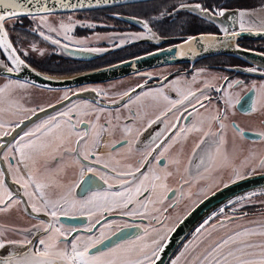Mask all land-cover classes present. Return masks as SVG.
I'll use <instances>...</instances> for the list:
<instances>
[{"label":"snow or ice","instance_id":"snow-or-ice-1","mask_svg":"<svg viewBox=\"0 0 264 264\" xmlns=\"http://www.w3.org/2000/svg\"><path fill=\"white\" fill-rule=\"evenodd\" d=\"M101 8L141 30L96 32L110 26L91 19ZM112 8L110 0H0V214L22 210L36 221L27 227L0 222V264H264V215L248 219L244 210L264 205L255 199L264 188L206 212L192 239L166 252L173 233L206 200L249 178L264 180V150L245 147L250 136L253 145L264 146V59L230 66L258 75L250 83L193 66L190 79L188 69L178 70L167 85L145 91L136 84L114 94L99 87L48 88L28 78L57 79L33 66L49 52L41 42L63 56L109 50L91 46L95 38L117 48L150 43L157 50L148 57L195 60L224 50L238 58L253 51L242 47L244 34L264 38V19L227 0H177L144 17ZM180 13L186 15L174 33L163 22L170 18L175 25ZM194 22L200 28L187 32ZM77 27L93 35L77 37ZM254 55L264 58V52ZM136 88L141 91L132 95ZM35 92L58 94L34 101ZM84 92L95 97L80 98ZM149 110L154 116L145 123ZM236 111L258 116L259 127H242L232 119ZM157 123L158 130L141 140ZM174 178L176 187L169 183Z\"/></svg>","mask_w":264,"mask_h":264},{"label":"flooded vegetation","instance_id":"flooded-vegetation-1","mask_svg":"<svg viewBox=\"0 0 264 264\" xmlns=\"http://www.w3.org/2000/svg\"><path fill=\"white\" fill-rule=\"evenodd\" d=\"M177 0H157L153 2L148 3H142V4H133V5H124L119 7L112 8L113 11L121 13L124 17H127L129 15H137V16H147L150 14H155L159 9L164 7L165 5H169L171 3H175ZM227 4L231 8H247L252 4V0H227ZM185 13H180L177 17V22L175 25H173L170 21V18H166V20L163 22L166 24L168 29L174 33H179L180 31V23H181V17L185 16ZM91 19H93L95 22H97L98 25L101 24H107L110 25L109 27H101L98 26L97 29H95L96 32H99L101 34L107 33V32H124V31H140L138 27L132 26L125 22L124 20L119 19L116 16H110L109 12L106 9H101L93 12L91 14ZM27 23V22H26ZM200 28L199 23L194 22L191 27H188L186 30L189 33L196 32ZM214 30V29H213ZM77 37H84V36H92L93 31L88 30L85 28L77 27L74 30L73 33ZM15 37L13 36V39ZM39 39V38H37ZM179 41H174L173 43H178ZM240 43L242 47L248 48L253 50L252 52H264V39H244L240 40ZM91 46H98V47H105L108 49L113 50L112 53L106 55H102L100 57L96 58H88L84 60H73L70 58H66L63 55H57L54 52H51V49L54 47L50 44H46L44 42L40 43V47H47L49 49V52L45 54L43 58H38L37 60L33 61V66L37 69H48L49 75H53L55 77H69V76H76V75H84V74H90V73H96L99 71H106L111 68L120 66L122 64L132 62L137 60L136 57H144L146 56V53L149 51H156L154 45L151 44H135L130 45L128 47H113L112 45L106 44V39H101L99 41L95 40V38L91 41ZM168 46L167 44L165 45ZM259 62L254 64L251 61H246L240 57L236 56H229V55H216L211 56L208 58H205L203 60H200L196 62L194 65L190 64H182V65H176V66H168L163 68H158L155 70L147 71L152 73L151 78L148 77H141V74H136L129 76L124 79L116 80L114 82L109 83H98L96 85H86L82 87H99L102 89H106L110 94H114L117 92L124 91L126 89H129L131 87H134L136 84H146L145 91L149 88H156L161 87L163 85H167L169 81L175 78V76L178 74L179 71H183L184 69L189 70V76L190 79V73L193 70V66L195 68L200 67H206L209 72L216 73V74H224L229 75L232 79H241L244 80L245 83H250L252 79H259L258 75L255 74H240L236 71H230V66H240V67H249V66H256ZM167 76V80L163 82V77ZM3 83V80L0 79V84ZM222 83V82H221ZM81 88V87H78ZM73 88V89H78ZM137 89V88H136ZM165 91H168L167 88H165ZM48 93V92H47ZM139 93V92H137ZM136 93V94H137ZM50 97L52 98L54 95H57L58 93H49ZM173 98H175V93H169ZM135 95V94H134ZM243 95V92L241 93ZM114 109V108H112ZM191 110V109H190ZM203 111V109H201ZM127 113L125 112V115ZM154 116V112L152 110H149L148 116L145 117V123L148 118H152ZM244 116V117H242ZM237 123H239L242 127H259V117L256 115H244L240 111H236L235 115L232 117ZM127 121H122V123H125ZM185 120L181 119L180 124H184ZM161 125L159 123L154 124L152 128H149L144 134L141 136V140H143L145 137L148 136L149 133H152L154 130H158V128ZM231 145V132H229V148ZM191 147V140L188 142V144L185 147V152L190 151ZM245 147H254L257 150H264V146L260 144L253 145L251 143V140H248L245 142ZM179 148V145L174 147L172 149V153H175L177 149ZM183 160L186 159V157L182 158ZM163 163V161H162ZM170 184H172L173 187L177 186L176 179H170ZM198 187V186H197ZM197 187H193L192 191L195 193L197 191ZM256 200L264 199V196H260L255 198ZM184 206V203H182ZM249 213V216L247 217H256L264 214V205L256 204L253 206H248L244 209ZM230 211V208L226 209V212ZM169 213H172L168 210ZM173 214V213H172ZM103 222V221H102ZM99 227V225H98ZM190 240V238L188 239Z\"/></svg>","mask_w":264,"mask_h":264},{"label":"water","instance_id":"water-1","mask_svg":"<svg viewBox=\"0 0 264 264\" xmlns=\"http://www.w3.org/2000/svg\"><path fill=\"white\" fill-rule=\"evenodd\" d=\"M157 0H110L111 5L114 7L124 6V5H133V4H140V3H147ZM264 5V0H252V4L247 7V9L253 11V18L259 21L260 19H264V12H260L259 9L261 6ZM105 9V8H101ZM100 9V10H101ZM125 22L128 24L138 27V25L135 24L134 21H129L125 19ZM140 29V28H139ZM141 30V29H140ZM244 39H264L259 36L255 35H248L244 34L241 38V40ZM176 40H173V42ZM179 41V40H178ZM106 44H109L108 40L106 39ZM135 44H150L145 43L143 41L130 43L127 45H124V47H128L130 45ZM152 45V44H151ZM113 50L109 49L106 52L99 53V54H76L74 56H64L66 58H70L73 60H84V59H90V58H96L100 57L104 54L108 55L112 53ZM169 54H159V56H144L142 59H137L132 62H128L125 64H122L120 66L111 68L106 71H99L96 73H90V74H84V75H76V76H69V77H57V79L52 81H45L41 77H35L34 74L30 75L29 79H34L36 83L41 85H46L48 88H57V89H65V88H78L86 85H96L98 83H109L114 82L116 80L124 79L132 75L140 74L143 72L155 70L158 68L168 67V66H176V65H182V64H190L194 65L196 62L203 60L205 58L216 56V55H229V56H235L231 52H227L224 50H220L218 52H213L206 54L202 57H199L195 60H188L177 58L176 60H170L168 59ZM240 58L251 61L254 64L257 62H260L261 57H256L253 52H246L242 55H239ZM146 77V76H141ZM165 80H163L164 82ZM146 88V84H144V89ZM141 89L137 88L135 93H132V95L136 94L137 92H140ZM95 97L94 93L84 92L80 94V98H88L92 99ZM73 100L76 99V97H72ZM67 103V102H66ZM107 103V102H105ZM118 105H108L110 108H115ZM59 108V106H57ZM54 110L49 108L47 109V112L51 114ZM38 116L40 118H43L44 113H38ZM250 116V115H247ZM244 117V116H242ZM37 119V117H33V120ZM28 122H26L27 124ZM252 137L250 136L249 140H251ZM247 142V141H246ZM186 162V159H184ZM258 189V188H264V180H262L259 176L249 178L246 181L239 182L237 185L230 186L228 189H224L222 192H218L216 196L211 197L210 200H206L204 204L200 205L199 208L196 209L195 212L191 216L188 217L187 220H185L184 224L180 226V228L177 229L175 233H173L169 247L166 249V252L168 255H172L173 252H178L182 246L183 243H186L187 240L191 237V231L194 230L195 226H197V221H200L202 217H204V214L206 212L210 213L213 210H218V207H224L226 205L227 199L229 197L234 198L235 195L243 194L244 192L252 189ZM260 197V195H257L255 198ZM168 202H166L167 204ZM188 203V201H185L184 204ZM229 207H226L228 209ZM184 206L181 204L177 211H183ZM170 212L175 214L172 209H169ZM264 215V214H263ZM261 216V215H260ZM259 217V216H256ZM256 217H249V219H253ZM0 222L7 223L9 225H19L21 227H27L30 224L36 223V221L31 220V218L23 213V211H17L13 210L10 214H0ZM65 223H74L73 221L64 220ZM181 238H184L181 240Z\"/></svg>","mask_w":264,"mask_h":264},{"label":"rangeland","instance_id":"rangeland-1","mask_svg":"<svg viewBox=\"0 0 264 264\" xmlns=\"http://www.w3.org/2000/svg\"><path fill=\"white\" fill-rule=\"evenodd\" d=\"M51 99L50 94L47 92H35L33 95L34 101L48 100Z\"/></svg>","mask_w":264,"mask_h":264}]
</instances>
